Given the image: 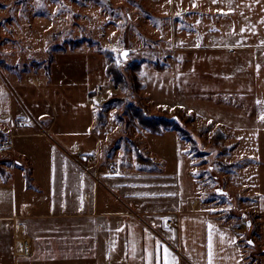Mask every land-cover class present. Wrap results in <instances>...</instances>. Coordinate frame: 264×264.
<instances>
[{"label": "rangeland", "instance_id": "rangeland-1", "mask_svg": "<svg viewBox=\"0 0 264 264\" xmlns=\"http://www.w3.org/2000/svg\"><path fill=\"white\" fill-rule=\"evenodd\" d=\"M116 75L137 77L138 89ZM135 106L162 119L163 131L133 119ZM262 116L264 0H0V145L11 137L20 149L30 144L32 159L71 154L98 181L96 156L74 146L95 154L122 147L133 157L142 148L156 161L158 199L189 195L220 221L243 224V245L253 254L258 244L259 256ZM39 143L46 156H34ZM13 153L1 151L0 163ZM16 195L7 201L13 209L1 197L0 224L18 214ZM13 248L16 262L30 258ZM11 262L0 255V264Z\"/></svg>", "mask_w": 264, "mask_h": 264}, {"label": "crops", "instance_id": "crops-1", "mask_svg": "<svg viewBox=\"0 0 264 264\" xmlns=\"http://www.w3.org/2000/svg\"><path fill=\"white\" fill-rule=\"evenodd\" d=\"M29 145L20 149L12 144L14 157L7 156L6 162L0 163V205L1 197L7 202L17 194L21 199L12 224H0V233H7L9 238L5 245L0 244L4 248L0 255L5 261L12 260L11 264H264V252L261 256L255 252L258 244L250 248L253 252L250 254L236 226L220 221L206 207L197 205L194 198L187 195L172 201L158 199L162 192L154 181L156 161L153 156H143L142 148H138L140 155L134 158L122 147L115 154L109 152L110 148L104 152L98 149L95 154L90 148L84 152V147L74 146L76 152L80 148L81 153L96 156L93 166L97 170L94 173H100L98 181L71 154L67 157L53 149L50 158L32 159L27 151ZM153 147L150 155L154 154ZM35 150V157L49 153L41 143ZM108 164H115L116 172L112 175L106 172L104 165ZM262 200L259 214L264 228V196ZM7 204L13 209V203ZM137 214L148 219L155 231L166 233L181 256L170 246L162 245L157 239L159 234L147 230ZM3 218L0 216V220ZM169 218L174 219L173 228L165 225ZM16 223L31 237L34 248L32 257L17 258V262L13 248ZM262 232L263 229L259 234L264 243Z\"/></svg>", "mask_w": 264, "mask_h": 264}, {"label": "built area", "instance_id": "built-area-1", "mask_svg": "<svg viewBox=\"0 0 264 264\" xmlns=\"http://www.w3.org/2000/svg\"><path fill=\"white\" fill-rule=\"evenodd\" d=\"M99 95L101 93V91L98 92ZM11 145L10 140H5L1 145H0V152L4 151L6 149H8ZM89 160H92V158H88ZM88 160V161H89ZM85 169L86 166H84ZM170 228H173L175 223L173 220L168 221ZM243 228V224H241L239 227H237L236 229L238 230V232H241ZM21 225H18L16 228V246H15V254L17 256H21V257H31L33 255V241H31L30 238L27 237V235L25 234V231ZM164 241L170 245L172 247V245L169 243V241L165 240Z\"/></svg>", "mask_w": 264, "mask_h": 264}, {"label": "trees", "instance_id": "trees-1", "mask_svg": "<svg viewBox=\"0 0 264 264\" xmlns=\"http://www.w3.org/2000/svg\"><path fill=\"white\" fill-rule=\"evenodd\" d=\"M159 69V67H157ZM116 77H118V75H116ZM134 76H125V75H120L117 79H114V82H118L121 83L123 88L130 87L133 85V81H135L136 83V78H133ZM133 80V81H132ZM136 89H138L137 83L135 85ZM130 94V93H128ZM112 102V100H111ZM135 107H139V110H136L133 114V119H139L141 121V123L146 126L147 128L153 130L155 133H160L163 131V126L162 124H159V122L162 121V119L160 118H156V117H151L149 116V113L146 112L147 109L141 107V106H135ZM158 121V122H157ZM164 124H170L168 121H166V123Z\"/></svg>", "mask_w": 264, "mask_h": 264}, {"label": "water", "instance_id": "water-1", "mask_svg": "<svg viewBox=\"0 0 264 264\" xmlns=\"http://www.w3.org/2000/svg\"><path fill=\"white\" fill-rule=\"evenodd\" d=\"M128 51L129 50H125V51L122 52V58H125V56L128 54ZM219 192L220 193H224V191H222V190H219Z\"/></svg>", "mask_w": 264, "mask_h": 264}, {"label": "snow or ice", "instance_id": "snow-or-ice-1", "mask_svg": "<svg viewBox=\"0 0 264 264\" xmlns=\"http://www.w3.org/2000/svg\"><path fill=\"white\" fill-rule=\"evenodd\" d=\"M261 118L264 119V116H262Z\"/></svg>", "mask_w": 264, "mask_h": 264}]
</instances>
